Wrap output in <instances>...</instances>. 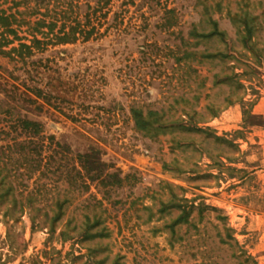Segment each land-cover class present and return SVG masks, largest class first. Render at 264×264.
Masks as SVG:
<instances>
[{
    "label": "rangeland",
    "instance_id": "obj_1",
    "mask_svg": "<svg viewBox=\"0 0 264 264\" xmlns=\"http://www.w3.org/2000/svg\"><path fill=\"white\" fill-rule=\"evenodd\" d=\"M97 2L0 0V10L18 20H56L58 31L76 15L84 22ZM171 9L177 24L166 29ZM244 12L260 17L255 52L242 44L231 19ZM96 16L101 31L109 27L104 36L50 45L29 60L56 58L64 80L79 73L87 83L79 103L56 106L38 97L28 89L35 86L32 64L0 55V176H7L0 188L14 193L0 203V264H252L245 261L249 255L264 264V0H111ZM208 17L227 32V42L189 36L192 24L208 31ZM14 27L30 43L29 25ZM187 40L196 54L185 63L177 58ZM219 50L230 56L201 55ZM225 76L231 81L218 83ZM42 78L41 86L48 81ZM208 105L218 109L203 124L211 137L173 128L151 138L135 128L130 113L154 109L171 121ZM77 112L79 120L68 115ZM21 118L39 122L41 134L25 130ZM178 140L190 144L178 147ZM92 148L109 171L126 177L123 185L72 184L77 155ZM172 189L194 206L190 223L178 225L175 236L167 224L181 210L161 211ZM14 197L28 209L16 222L4 216ZM65 199V214L50 234L49 218ZM86 215L104 219L95 230L107 227L109 236L82 239L77 232ZM33 219L42 223L34 230ZM68 223L78 230L62 234Z\"/></svg>",
    "mask_w": 264,
    "mask_h": 264
},
{
    "label": "trees",
    "instance_id": "obj_2",
    "mask_svg": "<svg viewBox=\"0 0 264 264\" xmlns=\"http://www.w3.org/2000/svg\"><path fill=\"white\" fill-rule=\"evenodd\" d=\"M103 1V6L108 5L111 0H98V6L93 7L91 12L86 13V20L83 22L78 15L71 18V22L69 26H67L66 21L62 23V26L58 31H55V27L57 26L56 20H49L45 17L37 18L34 22L28 19L18 20L17 15L15 13L7 14L5 10H0V55H5L10 57L13 60L23 61L24 64L28 65L32 64V69L29 70L30 73H34L32 78L34 79L35 86H28V89L34 92L38 97L44 98L48 101V103L52 105L56 104V101L60 103H79L80 98L83 97L84 94L87 93V83L84 81L85 79L80 77L79 73H70L68 75V79L64 80L61 72V67L58 66V61L56 58H47L45 63L43 60H32L38 52H43L49 48L50 45H65V44H75L78 41H89L90 39H98L104 36L109 27H107L104 31H101V28L98 24L94 23V20L97 18V13L100 8V4ZM79 6V4H76ZM88 8H91L88 5ZM67 11H64L66 13ZM175 10H167L168 14H171L169 20L164 21V27L166 29H170L171 27L177 24V14H175ZM37 13L34 10L31 14L35 15ZM62 17H67L70 19V15L63 14ZM95 17V19H93ZM208 22L210 24V29L208 31L202 30L200 24H192V28L190 29L189 36L193 38H204V39H212L218 38L223 42H227L228 34L225 30H222L219 27V22L212 17H208ZM232 22L238 26L239 30L237 31L239 35V39L242 44L249 49H252L255 52V47L257 46L258 41L256 40L259 37V20L260 17L256 15H252L249 12L244 13H236L231 15ZM18 25L27 24L30 28V35L32 39H30V43L23 42L22 38L19 36L18 30L14 27V24ZM243 26V28H240ZM47 28V31H45ZM12 37V38H10ZM20 41L19 44L14 45L15 41ZM9 46H11L9 48ZM189 40H187L184 44L182 43L178 47V52H181L182 55L177 58L178 61L185 60L187 63L188 60L195 57L196 52L193 50H189ZM203 58H216V57H228L230 54L224 53L222 51L216 52H204L201 54ZM64 58V57H62ZM37 65V66H36ZM47 75L48 81L46 85L41 86L40 83L43 80L42 77ZM230 76H225L221 78L218 83H229L231 81ZM196 98V96H195ZM198 98V97H197ZM229 103L233 102V99H228ZM206 112H201L197 109H190L184 112L185 119H177L168 121L164 118V113L159 110L150 109L144 114L141 108L132 107L130 109L131 118L134 120L135 128L137 130L143 131L147 136L151 138H157L161 133H166L169 129L182 128L187 131L194 132H203L211 137L210 128L203 124L208 122V115L214 117L218 115V109L215 106H207ZM107 111L111 112L112 110L107 108ZM73 120H79L78 112L76 114H68ZM22 127L30 131L34 136L40 135L42 130V125L34 120L25 118L20 119ZM203 126H202V125ZM214 139L216 141H220L223 138L215 135ZM177 146H185L189 145L190 142H180L176 141ZM30 145H33L35 142H28ZM26 142L21 143V146L24 150H26L27 144ZM36 144V143H35ZM33 149L29 147V152H33ZM42 150L37 153H41ZM28 156V154L26 155ZM28 160V159H26ZM77 160L80 165V169L75 168L76 175L74 176L72 184H78V180L80 181V187L89 188L90 184H88L87 179L91 182L98 181V183L103 184L104 186H115V185H123L126 177H121L118 171L111 172L108 168L111 166L100 158V151L98 149L92 148L91 150L79 153L77 155ZM169 164H165V167H169ZM73 177V175H72ZM7 176H0V187L5 183ZM12 187H7L5 189L0 188V203H3L9 199L11 195H13ZM172 198H170L167 202H162L161 211H169L171 208H178L181 210L179 215L174 218L170 223L167 224V227L170 228V231L173 236L177 233V227L180 224L190 223V218L193 213V203L186 198L180 197L178 194L172 189ZM66 203L67 200L57 201L56 206L53 210L52 216L49 218L48 224V232L50 234H54L56 232L58 222L62 219L66 211ZM28 207V206H27ZM28 212L26 206L23 204H19L14 197L12 205L7 207L4 216L6 218L14 217V221L16 222L20 217L24 215V213ZM19 213V216L16 214ZM48 216V213H46ZM85 222L79 227L77 225L71 227V223H68L69 230H62V234H66L69 232L77 231L79 236L86 239H93L95 237H107L109 236V230L107 227H103L101 229L95 230L100 227L104 219L100 216L95 215L92 218L89 215L85 216ZM36 219V218H35ZM33 219L32 229L34 230L42 225L41 222L37 224V222ZM8 239L10 241L13 239V228L10 226L7 234ZM223 242H226L222 240ZM26 248V242H24ZM238 244V242H237ZM10 247L12 250H17V247L10 243ZM24 248V249H25ZM245 251H242L240 255L244 254ZM239 257L238 254H236ZM103 260H101L102 262ZM245 261L250 262L252 264H257L256 260H254L253 256L249 255Z\"/></svg>",
    "mask_w": 264,
    "mask_h": 264
}]
</instances>
